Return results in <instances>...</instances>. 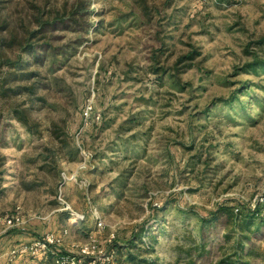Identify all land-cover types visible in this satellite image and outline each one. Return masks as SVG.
<instances>
[{
    "label": "rangeland",
    "instance_id": "obj_1",
    "mask_svg": "<svg viewBox=\"0 0 264 264\" xmlns=\"http://www.w3.org/2000/svg\"><path fill=\"white\" fill-rule=\"evenodd\" d=\"M0 20L41 31L38 76L14 83L34 86L15 99L32 127L0 114V264L92 245L106 264H264V0H0ZM218 207L258 222L203 224Z\"/></svg>",
    "mask_w": 264,
    "mask_h": 264
},
{
    "label": "trees",
    "instance_id": "obj_2",
    "mask_svg": "<svg viewBox=\"0 0 264 264\" xmlns=\"http://www.w3.org/2000/svg\"><path fill=\"white\" fill-rule=\"evenodd\" d=\"M60 18H54V20H58ZM49 24L47 22L41 23V25ZM5 31L6 35H0V69L6 67V71L0 70V114L1 112L7 111L8 113L12 114V116L19 121L22 125L31 126L29 117L27 115V109L21 107L20 105L16 104L15 99L17 96L22 94L30 95L33 93L34 86L33 85H14L16 82H22L25 80H29L38 74L33 71L29 70L27 67L28 63L24 59L25 56H32L33 61L38 62L37 54L35 51V43H31V41L36 38L38 33L41 31H28L23 30L21 34L16 33L13 34L12 30L9 28L8 23L5 20H0V32ZM259 45L264 44V38L258 42ZM18 48L19 52L15 58H11L8 54H12L15 49ZM197 53H189L187 56L182 57L188 60L194 59ZM32 127V126H31ZM30 129V128H29ZM31 131V130H30ZM52 135L54 138H59V131L56 129L52 130ZM225 214L228 220H233L234 225L238 222L239 225H243L245 221H257V211L255 210H247L240 211L239 209H234L230 207H218L215 211L210 213V216H200V220L203 224L212 223L219 219L220 215ZM239 215L240 220L237 222L234 215ZM260 223H264V220H260ZM248 225L250 223H247ZM261 225V224H260ZM259 226L256 227L258 229ZM228 236V235H227ZM239 244V241H237ZM237 252V251H236ZM235 252L236 259L231 261L232 264H244L241 259V254H237ZM66 255V253H52V260L54 261L55 256H62Z\"/></svg>",
    "mask_w": 264,
    "mask_h": 264
},
{
    "label": "built area",
    "instance_id": "obj_3",
    "mask_svg": "<svg viewBox=\"0 0 264 264\" xmlns=\"http://www.w3.org/2000/svg\"><path fill=\"white\" fill-rule=\"evenodd\" d=\"M258 202L264 203V198L257 199ZM256 201V202H257ZM260 203V204H262ZM20 221L19 212L16 211L14 214L9 216L6 220L7 224L10 226L16 225ZM66 234V231H63L61 234L46 233L42 238L29 242V243H20L17 247L12 250V253H30L32 255H44L48 252H51V247L55 245H60L61 236ZM94 253V246L91 247L83 246L80 247L76 255H62L55 256V264H106L105 258L96 259L92 258Z\"/></svg>",
    "mask_w": 264,
    "mask_h": 264
}]
</instances>
